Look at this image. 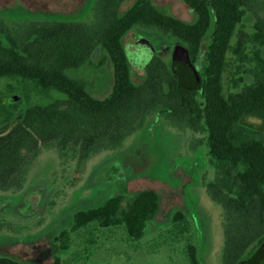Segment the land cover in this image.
<instances>
[{"label":"trees","instance_id":"16d2710c","mask_svg":"<svg viewBox=\"0 0 264 264\" xmlns=\"http://www.w3.org/2000/svg\"><path fill=\"white\" fill-rule=\"evenodd\" d=\"M183 1L195 12L194 20L174 15L154 0H97L93 22L32 20L12 25L0 15V77L21 78L45 94L58 89L68 95L33 104L18 115L6 110L0 118V190L23 189L44 147L55 144L63 160L71 156L81 166L102 150L121 146L156 113L180 128L206 134L217 169L207 189L225 209L223 264H264V0ZM7 9L48 12L24 0L0 6ZM248 12L255 17L252 31L241 28ZM136 28L176 38L172 58L156 54L140 68V80L133 75L124 42ZM100 48L114 65L113 89L105 98L91 93L89 80L70 73L92 64ZM230 53L241 76L227 90L224 74ZM201 57L203 67L197 64ZM194 69L201 77L198 87L189 85ZM2 98L0 106L19 103ZM250 117L262 122H250ZM136 176L123 181L128 186ZM126 193L123 185L102 204L77 211L73 230L97 220L103 226L126 224L134 239L144 236L148 221L162 207L159 188H143L128 199ZM185 218L179 208L173 220ZM56 238L61 248H69L70 230L63 229ZM189 249L198 264L197 247L191 244ZM0 264L39 263L5 254ZM48 264L65 263L55 253Z\"/></svg>","mask_w":264,"mask_h":264},{"label":"rangeland","instance_id":"374dc122","mask_svg":"<svg viewBox=\"0 0 264 264\" xmlns=\"http://www.w3.org/2000/svg\"><path fill=\"white\" fill-rule=\"evenodd\" d=\"M13 1L0 0V6ZM154 1L183 19L192 21L196 17L183 0ZM24 2L48 12L7 9L0 10L1 17L12 25L32 20L93 22L97 0ZM254 22V15L248 12L241 28L252 31ZM211 34L212 28L206 44ZM236 41L237 33L232 43ZM124 42L133 75L140 80L144 76L140 68L156 54L167 61L172 58L176 38L157 29L136 28ZM234 57L230 53V65L224 74L227 90L234 78L241 76ZM204 61L201 57L197 64L203 67ZM70 73L89 80L91 93L98 98L112 92L114 65L102 48L95 52L92 64L73 68ZM251 79L246 76L247 82ZM0 95L4 103L12 96H17L19 102L16 106H0V118L10 111L18 115L33 104L68 96L58 89L45 94L30 82L10 77H0ZM248 120L262 122L257 117ZM210 157L204 132L180 128L156 113L121 146L102 150L81 166L71 156L63 160L55 144L44 147L32 164L23 189L0 190V255L39 264L50 263L55 253L63 257L65 264H194L189 249L192 244L197 247L198 264H223L225 209L207 189V182L217 175ZM136 173L127 186L123 180ZM121 185L128 189L127 199L143 188H159L162 207L158 217L148 221L144 236L134 239L126 224L103 226L97 220L73 230L77 211L102 204L119 193ZM179 208L186 218L175 222L173 217ZM65 228L70 230L67 249L61 248L56 238Z\"/></svg>","mask_w":264,"mask_h":264},{"label":"water","instance_id":"95a60500","mask_svg":"<svg viewBox=\"0 0 264 264\" xmlns=\"http://www.w3.org/2000/svg\"><path fill=\"white\" fill-rule=\"evenodd\" d=\"M189 85L198 87L201 83V77L196 69H194L192 72L188 75ZM18 99L17 96H12L9 98L10 101H16Z\"/></svg>","mask_w":264,"mask_h":264}]
</instances>
